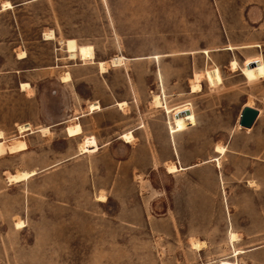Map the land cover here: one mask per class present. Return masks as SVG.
Masks as SVG:
<instances>
[{"label": "rangeland", "instance_id": "1", "mask_svg": "<svg viewBox=\"0 0 264 264\" xmlns=\"http://www.w3.org/2000/svg\"><path fill=\"white\" fill-rule=\"evenodd\" d=\"M230 60L251 64L249 81ZM215 65L223 85L192 93ZM184 103L197 123L173 138L165 110ZM0 131L27 141L0 155V264H264V0H0ZM88 138L98 149L82 153Z\"/></svg>", "mask_w": 264, "mask_h": 264}, {"label": "bare ground", "instance_id": "2", "mask_svg": "<svg viewBox=\"0 0 264 264\" xmlns=\"http://www.w3.org/2000/svg\"><path fill=\"white\" fill-rule=\"evenodd\" d=\"M9 7H11V4L8 1H5L3 3V5H2V8H9ZM45 35H47L46 38L48 40L51 39V38L53 39L52 34H45ZM25 56H26V53L24 51L20 52L18 54V59H23V57H25ZM124 58L125 57L114 56V58L112 59L110 65H113V66L119 65V64L122 63V60H124ZM98 65H99V71L101 73L108 72L109 68H108V63L106 61H99ZM231 69L233 71H235L237 69L236 62H232L231 63ZM193 74H194L193 77L190 79V81H191V84H190L191 92H200L202 90V86H201L202 74L198 73V72H195ZM69 81H70V74L69 73L64 72V73H62L59 76V82L68 83ZM21 88H22V90L30 89L31 85H29L28 83L24 82V83L21 84ZM152 100H153L152 103H153V105L156 108L162 106V101L160 100V96L159 95L153 94L152 95ZM117 104H118L120 109H124V107L126 105V102L123 101V102H120V103H117ZM245 105L252 106V103L249 100L247 103H245ZM87 110L90 113H93L94 111L100 110L99 102H95V103L91 102V103H89V105L87 107ZM258 113H259V110H258ZM81 116H84V114H80L79 116H77L75 114L73 120L74 119L78 120L79 117H81ZM238 119H240V117ZM238 127L241 128V126L239 125V121H238ZM245 128L247 130H249V128H251V127H245ZM18 129H19V133L20 134L24 133L25 131L32 132V127L30 126L29 123L20 124L18 126ZM63 130H64L66 136L69 137V138L80 137V135L83 134V127H82V124H81L80 120L76 121V122H70L69 124H67L64 127ZM38 131L43 136V135L50 134L51 133V128H50V126H43V127L38 128ZM121 138H124L127 141H130L132 139L130 133H125V134L121 135ZM11 140H12L11 142H6L4 140L3 132L0 131V155H3L5 153H7V151L8 152L23 151L27 147V141L24 140L22 138V136L14 137ZM96 148H97V145H96V143L94 141H88V142H84L83 141V142H80V144H79V151L82 152V153H88L89 154L90 151H92L93 149H96ZM214 151L216 153H219L220 155H222L225 152V147L222 146V145L217 144V145H215V150ZM216 162H217V165L219 166L220 165V159L216 158ZM165 168H166L167 173H169V174H172V173L177 171V166L174 165L171 162H166L165 163ZM34 172H35L34 170L17 171L15 173H8L7 174V178L11 182H18V181L25 180L26 178H28V176L32 175ZM100 197L103 198L104 196L100 195ZM22 224L23 223L21 221H16V223H15L16 226H21ZM229 238H230V242L231 243H233L234 241L238 240V236H237V234L235 232H230ZM190 246H193V248H195L196 250H201L204 247L202 242H199V241H196V240L190 241ZM235 255H236V251L234 250V256ZM221 263L222 264H229L230 262L229 263L228 262H221ZM234 263L235 264H239L237 262H234Z\"/></svg>", "mask_w": 264, "mask_h": 264}, {"label": "crops", "instance_id": "3", "mask_svg": "<svg viewBox=\"0 0 264 264\" xmlns=\"http://www.w3.org/2000/svg\"><path fill=\"white\" fill-rule=\"evenodd\" d=\"M228 48L231 49L230 46ZM74 54H76V53H74ZM73 56L76 57L77 55H73ZM231 61H234V60H230L229 61L230 62L229 63L230 67H231V63H232ZM236 64H237V69L235 71L240 70V72L244 76V78L249 81L248 74H249V71H250V73L252 72L251 69L253 68L252 66H250L251 64L244 63L242 66H240L237 62H236ZM230 70H231V68H230ZM231 71H233V70H231ZM195 72H198V73L202 74L201 86H202V82L203 81H206V83L208 82V84L211 87H218V86L223 85L222 74H221V70H220L219 66L215 65V66H212V67H206V69L203 70V71H194L193 73H195ZM193 75L194 74H192V77H193ZM192 93H196V92H192ZM95 102H98V101H94V103ZM120 102H123V101H119L118 103H120ZM89 103H91V102H89ZM99 104H100V102H99ZM100 110H101V104H100ZM258 110L260 112V109H258ZM97 111H99V110H97ZM97 111H94V112H97ZM165 112L167 113L168 118H170L169 119L168 128H169V133L172 136L175 133L188 130L189 128L195 126L196 123H197V119H196V117L194 115V112L192 110V107H191L190 103H184V104H180V105H176V106H170L169 108L167 107V110H165ZM128 132H124V133H128ZM124 133H121L119 137L121 138V135L124 134ZM129 133H131V132H129ZM131 135H132V133H131ZM132 137H133V135H132ZM173 138H174V136H173ZM88 139L91 140V141H94L97 144L95 139H93V138H88ZM134 139H135V137H133V140ZM127 143H130V142H127ZM97 147H98V144H97ZM93 151H95V150H93ZM174 151H175V153L177 152L176 148L174 149ZM179 167L184 169V167H182V166H179Z\"/></svg>", "mask_w": 264, "mask_h": 264}, {"label": "water", "instance_id": "4", "mask_svg": "<svg viewBox=\"0 0 264 264\" xmlns=\"http://www.w3.org/2000/svg\"><path fill=\"white\" fill-rule=\"evenodd\" d=\"M258 109L249 106V105H244L240 111V119H239V125L244 128V127H252L255 121L258 118Z\"/></svg>", "mask_w": 264, "mask_h": 264}]
</instances>
